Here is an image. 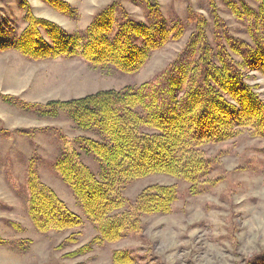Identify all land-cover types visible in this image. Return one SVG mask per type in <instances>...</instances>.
Instances as JSON below:
<instances>
[{"label": "trees", "instance_id": "16d2710c", "mask_svg": "<svg viewBox=\"0 0 264 264\" xmlns=\"http://www.w3.org/2000/svg\"><path fill=\"white\" fill-rule=\"evenodd\" d=\"M44 1L68 16L75 13L65 0ZM144 1L150 22L136 19L119 0H113L93 15L85 30L69 33L35 15L23 0L26 25L17 33L0 22V52L14 49L32 61L81 58L95 69L136 73L153 51L184 34L181 24L168 25L158 0ZM253 1L227 0L229 11L246 23L248 39L235 36L211 4L210 40L206 16L190 11L195 29L185 46L164 69L138 86L46 103L7 99L8 104L40 118L65 114L77 129L99 136H79L66 144L54 165L97 230L88 244L70 255L118 241L126 230H140L145 214L172 212L178 200L175 184H151L131 200L124 193L130 181L167 174L190 183L195 192L214 167V160L205 156V145L245 131L264 138V98L246 74L259 71L264 77V0ZM1 131L11 137L12 132ZM84 153L96 156L97 172L83 160ZM28 190L29 213L39 230L65 231L82 225L80 215L43 182L33 164ZM78 234H70L64 244L77 243ZM133 261L128 251L113 252L115 264ZM243 264H264V251Z\"/></svg>", "mask_w": 264, "mask_h": 264}, {"label": "rangeland", "instance_id": "374dc122", "mask_svg": "<svg viewBox=\"0 0 264 264\" xmlns=\"http://www.w3.org/2000/svg\"><path fill=\"white\" fill-rule=\"evenodd\" d=\"M22 1L0 0V22L16 28L17 33L26 25ZM26 1L35 15L74 33L85 30L93 15L113 0H65L75 10L71 16L44 0ZM119 1L130 15L150 22L144 0ZM158 1L168 25L181 24L184 34L153 51L136 73L95 69L81 58L32 61L14 49L0 52V264H115V250L128 251L134 259L130 264H243L264 251V138L245 131L233 139L203 147L205 156L214 160V167L195 192L190 183L167 174L130 181L124 193L131 200L151 184H175L178 200L172 212L145 214L140 230H126L118 241L95 245L85 254L70 255L88 244L97 230L54 165L66 144L79 136H99L77 129L65 114L56 119L40 118L8 104L7 99L46 103L99 90L138 86L164 69L185 46L195 29L190 11L206 16L209 38H213L211 4L235 36L249 38L246 23L229 11L227 0ZM246 74L264 98L263 75L259 71ZM23 128L31 132L16 131ZM2 129L13 135L6 138ZM82 158L98 171L99 162L94 154L84 153ZM31 164L43 182L80 215L81 226L65 231H41L36 227L28 201ZM76 232L78 242L64 244L66 237Z\"/></svg>", "mask_w": 264, "mask_h": 264}]
</instances>
